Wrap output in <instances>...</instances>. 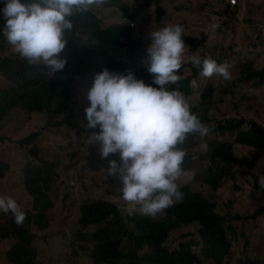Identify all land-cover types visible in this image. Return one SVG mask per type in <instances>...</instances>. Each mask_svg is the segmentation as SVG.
Wrapping results in <instances>:
<instances>
[{"label": "rangeland", "instance_id": "rangeland-1", "mask_svg": "<svg viewBox=\"0 0 264 264\" xmlns=\"http://www.w3.org/2000/svg\"><path fill=\"white\" fill-rule=\"evenodd\" d=\"M107 1L100 6H90L88 10L97 16L103 29L110 26L120 30L130 28L134 40L146 41L150 30L179 24L183 27L184 36L189 34L198 41L195 46L187 44L184 61L190 60L193 54L203 57L206 51L215 56L230 53L237 57L234 77L223 86L209 83L208 93L211 95L207 93L200 98L201 92L196 91L199 83L192 84L193 80H198L188 77L190 69L186 68L185 63L178 72L179 81L190 78L189 85L194 86L190 90L194 96L186 99H193L192 105L198 104L199 111L211 115L217 126L225 127L230 122L245 120L264 127V84L255 86L259 78L252 77L255 74L253 71L264 69L253 67L242 50V47H256L255 40L260 30L259 40L262 44H259V49H264V0H247L243 16L237 5H232L228 16L220 14L223 8L226 10L229 6V0H154L149 8H141L139 0H120L119 4L106 7ZM4 6L5 0H0V95L5 90H20L22 86L3 71L4 60L19 61L20 58L2 33L6 23L2 12ZM125 7H129V12L134 15L133 20L125 16ZM224 20L228 22L216 34L232 30L234 22L238 26L234 28L235 33H229L227 41L221 44L223 47H220V51L216 52V47L207 45L206 35L210 24H223ZM234 38L241 43L238 53H233ZM213 39L216 40L215 37ZM123 40L126 38L123 37ZM228 40L230 42L227 44ZM35 67L38 72L51 78L52 73H48V76L42 65ZM95 74L75 78L69 108L58 115L31 113L22 107H13V100L4 102L0 96V167L5 168L0 175V193L16 199L26 213L25 224L21 228L22 232L35 236L32 243L37 251L34 264H95L92 234L102 226L86 228L80 222L81 207L87 203L104 200L114 204L128 232L135 231L134 224L127 219V204L119 190L122 184L118 175H108L106 170L110 160L119 163V155L110 154L102 159L100 145H89L87 142L88 131L93 130L86 128L85 108L89 106L86 93ZM33 81H37L36 77H33ZM66 119L77 126H68ZM238 136L237 131L217 129L204 137L192 139L190 163L196 173L192 192L203 194L214 206V214L224 219L226 248L229 250L223 261L217 263L204 253L199 233L201 226L198 223L181 225L170 232L162 246L172 252L181 250L182 243L194 242L197 245L192 247V251L198 256V261L193 264H264V212H261L264 193L258 194L259 189L255 188V177L264 175V149L241 145ZM219 142L232 144L233 156L254 166L249 167L236 160L223 163L219 158L209 156ZM214 162H218V170L226 175L218 190L205 183L207 171ZM46 169H52L55 175L46 177ZM72 181L74 186L71 185ZM38 188L46 192L52 205L43 221L33 222L30 212L33 208L32 194ZM165 216L164 211L157 217L163 219ZM15 228L21 229L0 215V264H14L8 257V251L20 238ZM4 236L8 237L3 239ZM129 241L126 235L122 241L123 247Z\"/></svg>", "mask_w": 264, "mask_h": 264}, {"label": "clouds", "instance_id": "clouds-1", "mask_svg": "<svg viewBox=\"0 0 264 264\" xmlns=\"http://www.w3.org/2000/svg\"><path fill=\"white\" fill-rule=\"evenodd\" d=\"M104 2L5 0L2 12L6 23L2 33L21 59L33 66L46 67L54 76L67 64L61 53L69 42L66 34L73 29L71 17ZM183 36L179 24L148 33L150 43L143 66L152 76L148 82L156 87L138 79L132 71L122 74L104 68L94 75L86 93L89 101L85 108L86 128L93 130L88 131L87 142L100 145L102 159L110 154L119 155V163L110 160L106 170L108 175H118L128 215L154 219L165 211L167 216L166 209L182 201L195 187L196 173L190 163L192 139L206 136L210 128L191 99L175 89L182 64L190 69L188 77L198 80L192 84L198 82L201 93L209 91L203 79L214 74L223 81L232 78V65L220 63L219 58L193 54L184 61L189 44L183 40L188 36ZM185 80L190 89L194 88L189 85L190 78ZM258 182L257 193H264V175L258 176ZM71 185L75 183L72 181ZM30 212L35 213L33 208ZM0 215L17 227H24L26 213L12 196L0 193Z\"/></svg>", "mask_w": 264, "mask_h": 264}, {"label": "trees", "instance_id": "trees-1", "mask_svg": "<svg viewBox=\"0 0 264 264\" xmlns=\"http://www.w3.org/2000/svg\"><path fill=\"white\" fill-rule=\"evenodd\" d=\"M120 0H108L105 6L117 5ZM154 0H139L141 8H149ZM232 6H227L221 15L228 16ZM126 17L131 20L134 15L129 13L128 7L123 8ZM161 16V15H160ZM217 16V15H213ZM220 18V17H218ZM73 23L72 31L66 34L69 40L61 57L67 60L63 70L56 72L53 76L46 67L48 78L37 71V68L28 64L25 60L5 61L3 71H6L11 78L16 79L21 86L20 90H5L1 92V100L8 102L13 100V107H22L31 113H65L69 108L73 97V83L76 77L86 74L101 72L104 68L110 71L127 74L132 71L138 79H143L146 84L152 76L143 66V60L147 55V46L150 41H136L132 38V30L126 28L120 30L114 26L103 29L100 20L91 12H80L71 17ZM228 20H224V25ZM211 25V24H210ZM87 38L83 40L80 32ZM123 37L126 40H123ZM185 43L195 46L198 41L194 38L184 37ZM201 43V42H199ZM202 45V43H201ZM211 54L206 51L204 56ZM221 56H218L220 58ZM7 62V63H5ZM253 78H259L254 85L259 87L264 84V70L253 71ZM36 77L37 81H33ZM153 87L156 85L152 84ZM183 95L192 98L194 93L188 86V80L179 81L174 85ZM13 91V92H12ZM197 92H200L198 89ZM207 93H201L203 98ZM207 95H211L208 93ZM193 101V99H191ZM203 122L210 128V132L217 129L237 131L238 143L252 146L257 149H264V127L256 122L248 123L245 120L230 122L229 126H217L214 118L206 113H201L198 104L195 105ZM68 121V123H67ZM70 127L77 126L75 122L66 119ZM24 140L23 142H26ZM209 156L219 158V161L228 163L236 160L253 167L246 160L233 156V145L226 142L212 148ZM218 162H214L207 173L205 183L214 190H218L226 175L218 170ZM5 168L0 167V175ZM47 170V169H46ZM47 176H54L55 172L47 170ZM255 188L259 189L258 178L255 177ZM32 221H43L45 213L51 208V201L48 195L41 188L34 189ZM165 219L143 217L139 214L127 215L128 222L134 224L135 231L128 232L126 224L123 223L119 209L112 203L97 200L84 204L81 207L80 222L84 227L101 225L102 228L92 234L94 249L92 250L95 264H193L198 261L196 254L191 248L194 242L181 244V250L169 251L162 245L169 237L171 231L184 224L199 223L201 225L200 236L203 242V249L209 258L221 263L228 255L229 250L226 233L223 227L224 219L214 214V206L198 192H191L184 195L182 201L175 203L166 209ZM264 212V207L261 209ZM36 223V222H35ZM37 225H39L37 223ZM104 225V227H103ZM18 230L20 238L11 250L8 257L14 264H34L37 255L36 249L32 246L35 236L29 232ZM128 236L129 242L123 247V238ZM8 236H4L6 238Z\"/></svg>", "mask_w": 264, "mask_h": 264}, {"label": "crops", "instance_id": "crops-1", "mask_svg": "<svg viewBox=\"0 0 264 264\" xmlns=\"http://www.w3.org/2000/svg\"><path fill=\"white\" fill-rule=\"evenodd\" d=\"M224 1L226 2L227 0H224ZM229 1H228V3H229ZM246 1L247 0H238V6H237V8L240 9L239 13H240L241 16L244 15ZM222 11L224 12L225 11V8H223ZM214 17H217L218 18V16H214ZM238 18H239V16H238ZM243 20H244V18H243ZM213 24L219 25V29L218 30H212L211 29V26ZM235 26H238L236 22H234V24L232 25V27H233L232 30H227L225 33L219 35V34H216V32L219 31L222 28V24L212 23L209 26V29H208V34L209 33H211V34L210 35H208V34L206 35L207 36V39H208L207 40V45L210 46V47H216V52H219L220 51V47H223V46H221V44L224 43L225 41H227V37H228L229 33H235V29H234ZM230 27H231V24L229 25V28ZM261 32H262V30H260L257 33V37H256V40H255V43L257 45H256L255 48H252L250 46L247 47V48L246 47H242L244 57H248L249 58V62H251L253 64V67H256L259 70L260 69H264V49L263 50H260L259 49V44H262V43H260V40H259ZM240 34H241V32H240ZM249 34L251 35L250 32H249ZM186 35L188 37H190L189 34H186ZM214 37L216 38V40L213 39ZM230 40H228L227 44L230 42ZM261 41H263V36L261 37ZM240 44H241L240 41L238 39H235L234 38V42H233V53H238V49L240 47ZM263 45H264V43H263ZM206 57H210L212 59L218 58V56H215L213 54H208ZM219 61H220V63L228 62V63H230L232 65L230 71L232 73V78H233L234 75L236 74L237 66H238L237 57L232 56L229 53L227 55L221 56L219 58ZM260 71H262V70H260ZM228 81L229 80H224V83L225 82H228ZM6 238H4V239H6Z\"/></svg>", "mask_w": 264, "mask_h": 264}, {"label": "flooded vegetation", "instance_id": "flooded-vegetation-1", "mask_svg": "<svg viewBox=\"0 0 264 264\" xmlns=\"http://www.w3.org/2000/svg\"><path fill=\"white\" fill-rule=\"evenodd\" d=\"M203 82L205 83V84H209V83H211V82H215V83H217L219 86H223L224 85V81H223V78L222 77H220V76H218V75H213L211 78H208V79H203ZM191 102H193L192 100H191ZM262 207H264V205L262 206Z\"/></svg>", "mask_w": 264, "mask_h": 264}, {"label": "built area", "instance_id": "built-area-1", "mask_svg": "<svg viewBox=\"0 0 264 264\" xmlns=\"http://www.w3.org/2000/svg\"><path fill=\"white\" fill-rule=\"evenodd\" d=\"M229 3H230V6H232V5H237L238 6V0H230ZM211 29L212 30H218L219 29V25L213 24L211 26Z\"/></svg>", "mask_w": 264, "mask_h": 264}]
</instances>
